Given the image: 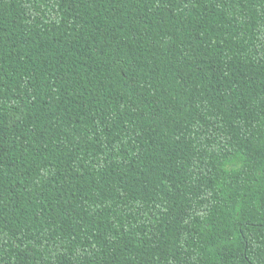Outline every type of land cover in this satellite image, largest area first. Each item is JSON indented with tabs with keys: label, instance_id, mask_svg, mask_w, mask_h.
<instances>
[{
	"label": "trees",
	"instance_id": "16d2710c",
	"mask_svg": "<svg viewBox=\"0 0 264 264\" xmlns=\"http://www.w3.org/2000/svg\"><path fill=\"white\" fill-rule=\"evenodd\" d=\"M0 264H264V0H0Z\"/></svg>",
	"mask_w": 264,
	"mask_h": 264
}]
</instances>
